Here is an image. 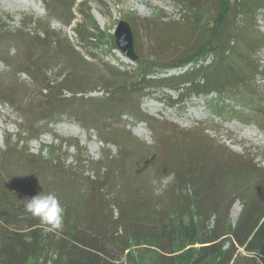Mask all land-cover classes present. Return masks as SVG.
Wrapping results in <instances>:
<instances>
[{
	"label": "rangeland",
	"instance_id": "1",
	"mask_svg": "<svg viewBox=\"0 0 264 264\" xmlns=\"http://www.w3.org/2000/svg\"><path fill=\"white\" fill-rule=\"evenodd\" d=\"M73 1L0 0V144L12 146L17 137L21 138L25 157L42 161L57 157L65 169L48 174L50 168L46 165L32 169L17 163L15 155L0 151V177L13 193L30 199L44 191L55 192L60 200L65 198L79 207L85 199L90 201L91 193L99 185L90 182L96 177L103 184L116 183L118 189L125 183L123 193L131 191L133 186L137 190L141 185L152 187L151 180L166 169L160 163L170 145L181 152L182 161H187L184 155L188 151L199 150L194 153L196 157L191 155L194 163L198 159L206 160L207 147V154L213 155L215 163L220 159L217 146L223 143L221 149L227 153L254 157L264 167V126L260 120L264 115V46L254 56L263 72L218 93H200V87H191V82L180 85L179 79L170 84L157 80L177 76L191 64L172 69L152 67L149 70L155 81L141 79L146 70L143 60L172 61L204 39L201 33H208L216 11L213 0H206L193 16L179 0H76L72 5ZM87 11L112 40L105 36L100 42L80 43L74 29ZM73 14L76 17L67 25ZM196 17L201 27L193 24ZM119 19L134 24V30L131 28L136 59L126 56L115 44L112 32ZM256 21L264 34V7L257 11ZM171 22L178 26L174 29L175 24L167 26ZM148 28L151 34H147ZM153 28H158L159 33ZM64 37L84 56L86 63L81 73L98 78L95 84L75 82L79 73L62 54ZM58 52L62 55L57 56ZM44 56L57 57L47 60ZM212 61L210 54L205 60L200 59L199 64L206 66ZM115 71H125L128 76L120 83L125 98L112 101L109 107L92 103L91 96L102 97L117 83L107 79ZM64 78L73 82V86L60 83ZM47 81L52 83L50 94L42 90L49 84ZM178 86L181 89L177 90ZM90 87L100 92H89L83 97L73 93ZM203 128H208L206 134L211 139L208 144L196 140ZM20 130L24 133L19 134ZM192 130L195 138L188 133ZM103 131H115L114 136L121 139L119 144L113 140L106 143L101 137ZM118 153L123 161L122 174L116 169L113 177L108 178L105 155L116 159ZM94 161L103 166L98 169ZM72 175L79 177L69 179ZM140 190L139 194L146 195ZM231 206L228 221L233 227L242 206L239 199ZM119 211L114 205L106 209L107 217L101 224L108 231L112 227L107 218L117 217ZM26 216L30 215L18 211L11 226L26 227ZM211 224V220L202 221V228ZM42 227L50 231V237L60 233L59 229ZM121 233L123 228L116 234ZM49 234L44 239L41 256L26 264L54 263L57 254L47 245ZM134 252L138 254L137 249ZM145 258L149 259V255Z\"/></svg>",
	"mask_w": 264,
	"mask_h": 264
},
{
	"label": "trees",
	"instance_id": "2",
	"mask_svg": "<svg viewBox=\"0 0 264 264\" xmlns=\"http://www.w3.org/2000/svg\"><path fill=\"white\" fill-rule=\"evenodd\" d=\"M205 1L179 0L192 12V16L199 12ZM75 2L76 0L71 4ZM213 2L216 11L208 33H201L204 39L172 61L143 60L142 66L146 69L141 78L143 81L145 78L155 81L156 77H152L153 73L149 70L152 67L172 69L191 64L177 76L159 77L157 80L170 84L179 79L180 85L191 82V87H200V93L210 95L224 91L226 87H236L243 79L263 72L254 56L258 48L264 46V34L258 29L256 21L257 11L264 7V0ZM231 14L233 19H230ZM75 17L73 14L67 25ZM195 20L196 23L193 24L199 27V18L196 17ZM171 24H175L173 29L178 26L174 22L167 26ZM75 26L80 43L100 42L105 36L112 40L111 35L96 25L89 11L82 15L81 22ZM131 26L134 30V24ZM152 30L159 33L158 28ZM147 34H151L150 28ZM89 46L92 47L90 44ZM61 48L63 56L71 63V68L77 69L79 73L76 83L90 85L99 80L81 73L86 63L84 56L66 37L63 38ZM62 54L58 52L56 55ZM210 54L213 55L210 64H199L200 59L205 60ZM57 56L49 59H56ZM47 57L44 56V59ZM127 77L125 71L112 73L107 79L111 83H117L111 90H106L108 94L102 97L91 96V102L109 107L113 102L125 98L120 83L126 81ZM47 83L49 84L42 90L50 94L52 83ZM60 83L66 87L70 84L73 86L68 78ZM247 85L250 89L251 84ZM93 91L100 92L95 87H90L76 89L73 93L83 97ZM260 120L264 126V115ZM207 130L208 128H203L199 131L196 140L208 144L211 139L206 134ZM193 131L188 132L191 138H195L191 134ZM20 133L24 131L20 130ZM114 134L115 131H103L101 137L106 143L113 140L119 144L121 139ZM21 142V138L17 137L12 146L3 143L4 147L0 151L15 155L17 163H24L32 169L46 165L50 168L47 169L48 174L65 171L57 157H50L47 161L25 157ZM222 144L217 146L220 159L215 163L212 161L213 155L207 154V147L204 149L206 160L202 162L198 159L194 163L191 155L199 150L188 151L184 155L187 161H182L181 152L170 145L171 150L168 149L167 156L160 163L166 169L161 170L158 176L174 172L176 179L160 196L153 194L151 186L139 187L146 195L139 194L135 186L131 191L123 193L125 183L118 189L119 185L116 183L108 185L103 184L99 177L92 179L90 182L99 185L91 193L90 201L85 199L81 206L74 207L65 198L60 200L65 210L64 219L60 233L54 237H50V231L46 232V227H42L47 225L29 213L30 216L24 218L26 227L11 226L18 211L26 212L24 203L28 198L13 193L10 185L0 177V264H26L40 257L48 234L47 245L57 254L53 264H264V167L256 163L254 157L227 153L221 149ZM71 145L75 144L68 143V146ZM196 156L197 154L194 155ZM120 159V154L116 159L109 154L105 155V162L109 167L106 172L108 178L113 177L116 169L122 174L123 161ZM93 164L98 169L103 166L97 161ZM75 177L79 176L72 175L68 178ZM43 194H46L45 191ZM236 199L241 202L242 209L231 227L228 214ZM112 205L120 211L117 217L107 218L112 227L108 231L101 222L107 217L106 209ZM208 220L212 221L211 226L202 228V221ZM120 228H123V233L118 235L116 233ZM26 237H31L30 241H26ZM135 249L138 254L134 252ZM148 255L149 259H146L145 256Z\"/></svg>",
	"mask_w": 264,
	"mask_h": 264
},
{
	"label": "clouds",
	"instance_id": "3",
	"mask_svg": "<svg viewBox=\"0 0 264 264\" xmlns=\"http://www.w3.org/2000/svg\"><path fill=\"white\" fill-rule=\"evenodd\" d=\"M4 146L0 144V148ZM176 176L174 172H169L158 179L151 180L153 194L162 195L170 184L175 182ZM24 209L31 216L39 218V220L49 226V230L60 229L63 225L64 207L59 197L54 192L47 194H37L30 199H26ZM31 237H26V241H30Z\"/></svg>",
	"mask_w": 264,
	"mask_h": 264
},
{
	"label": "water",
	"instance_id": "4",
	"mask_svg": "<svg viewBox=\"0 0 264 264\" xmlns=\"http://www.w3.org/2000/svg\"><path fill=\"white\" fill-rule=\"evenodd\" d=\"M112 34L115 44L120 51L129 58L136 59L133 47L134 38L132 37L131 24L123 19H119Z\"/></svg>",
	"mask_w": 264,
	"mask_h": 264
}]
</instances>
